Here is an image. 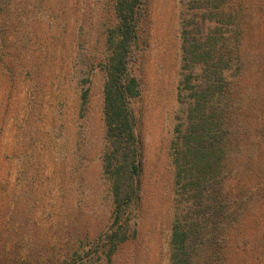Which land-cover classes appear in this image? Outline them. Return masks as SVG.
Instances as JSON below:
<instances>
[{
    "label": "rangeland",
    "instance_id": "374dc122",
    "mask_svg": "<svg viewBox=\"0 0 264 264\" xmlns=\"http://www.w3.org/2000/svg\"><path fill=\"white\" fill-rule=\"evenodd\" d=\"M112 6L113 0H0V29L18 28L2 34L0 74L10 70V62L19 75L10 96L0 75V104L7 109L8 129L30 132L12 155L10 183H0V264L9 261L1 256L3 248L4 255H16V264L26 259L61 264L68 252H76L75 264H169L179 187L172 157L186 123L187 100L178 98L182 46L185 31L193 30V38L199 34L190 30L197 16L205 37L220 39L222 32L218 46L235 45L241 61L232 72L230 92L220 98L227 105L231 161L239 168L230 171L229 164L230 176L252 165L264 169V146H259L264 145V0H149L133 67L144 143L136 237L110 262L87 252L79 235L107 229L112 207L101 169L105 74L98 64ZM33 88L38 113L32 115L26 107ZM35 148L45 168L41 184L29 178Z\"/></svg>",
    "mask_w": 264,
    "mask_h": 264
},
{
    "label": "trees",
    "instance_id": "16d2710c",
    "mask_svg": "<svg viewBox=\"0 0 264 264\" xmlns=\"http://www.w3.org/2000/svg\"><path fill=\"white\" fill-rule=\"evenodd\" d=\"M148 2L113 0L112 23L102 37L105 50L98 64L105 74V146L101 169L109 186L110 225L90 237L85 232L79 239L82 245L86 244L90 255L102 254L107 262L121 246L135 239L134 216L142 205L144 143L142 124L135 108L140 89L133 67ZM201 20L197 16L190 28L199 32L197 37H192L193 30L185 31L182 46L183 79L178 98L187 100L186 123L180 147L172 157L179 187L178 205L174 207L171 223L169 264H264V169L256 171L252 165L251 170L240 169V174L234 173L235 176H230L228 171L229 164L230 171L239 168L231 161L228 133L224 127L227 105L220 98L230 92L232 72L241 61L236 58L235 45L233 49H227L225 42L218 46V40L224 37L222 32H219L220 39L218 35L217 38L205 37ZM206 22L211 23L210 20ZM16 31L18 28L11 24L0 29V47L5 42L2 34ZM93 61L96 60L90 58V62ZM7 66L10 70L0 75L6 79L3 80L5 95L10 96L19 75L10 62ZM34 91L35 88L26 107L32 115L38 113V93ZM88 93V89L82 91L83 106ZM6 113L7 109L5 112L0 104V174L3 175L0 183L7 186L12 155L21 141L25 143L30 132L16 134L8 129ZM36 148L29 163L33 168L29 178L31 183L41 184L45 168ZM3 218L7 220V215ZM4 250L1 256L9 260L8 264H16V255L6 256ZM75 255L76 252L64 253L61 264H75ZM23 264H29V260ZM35 264L45 262L36 261ZM49 264L59 263L50 259Z\"/></svg>",
    "mask_w": 264,
    "mask_h": 264
}]
</instances>
